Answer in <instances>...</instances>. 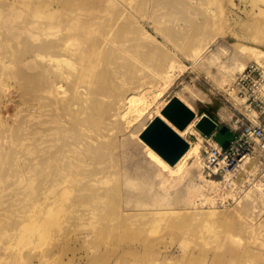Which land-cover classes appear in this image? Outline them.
<instances>
[{
    "label": "bare ground",
    "instance_id": "bare-ground-1",
    "mask_svg": "<svg viewBox=\"0 0 264 264\" xmlns=\"http://www.w3.org/2000/svg\"><path fill=\"white\" fill-rule=\"evenodd\" d=\"M152 1H133V4L128 0L0 2L4 4L0 13L5 12L0 14V26L5 29L0 35L8 36L7 42L25 46L22 55H17L16 50L1 48L5 57L22 59L13 75L21 79L24 102L22 136L0 123V141L5 139L7 143L0 142V155L21 157L23 186L30 189L25 193L38 195L32 204L37 201L42 206L44 227L27 224L28 235L53 228L59 239L119 240L118 230L129 225L125 212L115 213L108 203L107 179L112 172L110 160L116 158L119 147L133 136L162 175L182 177L189 164L200 168L196 174L199 186H189L186 196L195 215H228L214 207L216 197L224 200L230 195L238 202V193L242 190L258 196L264 206V176L258 180L248 177L255 162L264 157V149L248 158L238 175L209 176L201 169L204 143L201 133L212 132L215 121L206 114L198 115L193 105L179 94L173 97L193 112L188 124L180 130L161 114L168 102L163 97L173 80L176 60L159 46L158 38L171 39L169 28L162 21L166 6H154ZM207 20L204 16V21ZM191 25L198 28V36L192 41L189 57L193 65H198L210 45L209 41H203L208 38L203 28L209 26L194 19ZM250 48L259 62L264 51ZM234 79L222 87L234 106L240 108L232 89ZM153 110L155 115L148 122L130 132L133 121L142 122ZM245 114L251 120L258 117L256 112L245 110ZM156 116L167 121L188 144L174 164H169L141 138L142 131ZM185 134L194 135L196 141L192 142ZM244 181L248 182L247 188L237 189ZM213 186L221 195L212 196L208 201L204 191ZM207 201L210 206L205 207ZM225 224L223 229H217L222 240L229 239L234 228ZM5 232L6 227L0 224V237ZM111 251L128 252L124 245L117 248L106 245L102 253L110 256Z\"/></svg>",
    "mask_w": 264,
    "mask_h": 264
},
{
    "label": "rangeland",
    "instance_id": "rangeland-1",
    "mask_svg": "<svg viewBox=\"0 0 264 264\" xmlns=\"http://www.w3.org/2000/svg\"><path fill=\"white\" fill-rule=\"evenodd\" d=\"M12 1L0 0L5 4ZM133 1L140 0H128L130 3ZM152 2L154 6H166V17L162 21L167 24L171 39L158 38L159 46L176 60L173 80L163 99L169 100L179 94L193 105L198 115L205 113L214 120L216 130L221 125H233L236 117L244 121L250 119V115L245 114L246 104L238 99L240 108L234 106L222 86L231 83L250 62L264 66V57L258 62L250 51V47L264 51V0ZM3 5L0 3L1 9ZM204 16L207 21H204ZM190 19L201 24L207 22L209 26L203 28L208 37L203 41H209L210 45L198 65H193L189 57L192 41L198 36V28L191 25ZM1 32H5L2 26ZM0 39L3 41L0 43V123L12 127L17 136H22L23 86L21 79L13 75L22 59L5 57L1 48L16 50L17 55H22L25 46L7 42L9 37L3 34ZM152 112L142 122L133 121L130 132L138 129L141 123L148 122L155 115L154 110ZM257 115L264 125V113ZM185 137L196 141L192 134H185ZM18 138L17 142H20L21 137ZM1 141L6 143L5 139ZM125 142L127 144L119 147L116 158L110 160L112 172L107 179L110 185L108 203L115 213L125 212L129 226L117 229L121 232L120 239L109 242L102 239L101 242H88L72 237L59 239L53 228L28 235L27 224L44 227L42 206L37 201L32 204L38 195L25 193L30 189L23 186L21 157L0 155V176H8L0 178V224L6 227L5 236L0 237V264H264V206L258 196L242 190L247 188L248 182L244 181L240 188L237 187L242 190L238 193V202L230 195L224 200L216 197L214 207L228 215H195L186 196L189 186H199L196 174L200 168L189 164L182 177L162 175L145 156L134 136ZM262 176L263 156L252 166L248 177L258 180ZM204 193L208 201L212 196L221 195L214 186ZM208 201L204 203L205 207L210 206ZM225 223L234 228L230 238L222 240L217 229H223ZM106 245L113 248L124 245L128 252L111 251L110 256L105 255L102 251Z\"/></svg>",
    "mask_w": 264,
    "mask_h": 264
},
{
    "label": "built area",
    "instance_id": "built-area-1",
    "mask_svg": "<svg viewBox=\"0 0 264 264\" xmlns=\"http://www.w3.org/2000/svg\"><path fill=\"white\" fill-rule=\"evenodd\" d=\"M232 89L236 97L246 104V112L264 113L263 66L256 62L248 63L236 74ZM229 128L234 132V138L226 148L213 144L215 130L208 135L201 133L204 138L201 169L209 176L238 175L244 162L256 151L264 149V125L258 117L255 120L246 118V121L236 117Z\"/></svg>",
    "mask_w": 264,
    "mask_h": 264
},
{
    "label": "water",
    "instance_id": "water-1",
    "mask_svg": "<svg viewBox=\"0 0 264 264\" xmlns=\"http://www.w3.org/2000/svg\"><path fill=\"white\" fill-rule=\"evenodd\" d=\"M161 114L175 127L183 129L193 117L189 110L177 97H172L161 110ZM214 127L213 139L226 148L234 138V132L227 126ZM211 132L203 131V134ZM141 138L169 164H174L187 149V142L174 128L161 117H154L142 131Z\"/></svg>",
    "mask_w": 264,
    "mask_h": 264
},
{
    "label": "crops",
    "instance_id": "crops-1",
    "mask_svg": "<svg viewBox=\"0 0 264 264\" xmlns=\"http://www.w3.org/2000/svg\"><path fill=\"white\" fill-rule=\"evenodd\" d=\"M20 43V42H19ZM203 114H205V113H203ZM202 115V114H201Z\"/></svg>",
    "mask_w": 264,
    "mask_h": 264
}]
</instances>
